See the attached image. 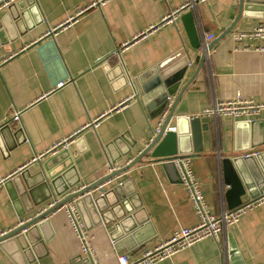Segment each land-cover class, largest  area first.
<instances>
[{
	"label": "crops",
	"instance_id": "1",
	"mask_svg": "<svg viewBox=\"0 0 264 264\" xmlns=\"http://www.w3.org/2000/svg\"><path fill=\"white\" fill-rule=\"evenodd\" d=\"M190 1L11 0L0 9V127L19 114V121L0 129V234L106 175L110 157L128 149L129 154L117 161L121 166L149 144L158 110L144 107L135 80L153 67L171 75L188 61L173 100L197 71L175 116L199 115L235 95L264 104V51L235 48L232 40L234 32L249 31L264 17H241L231 28L237 0H194L190 11L201 44L195 50L180 21L182 13L172 23L163 20ZM204 42L212 46L197 70ZM198 120L204 126L201 151L189 160L209 211H228L224 195L229 186L223 182L220 159L235 153L260 152V161L244 165L248 189L240 196L241 205L260 198L264 110L252 124L227 118ZM168 125L175 128L173 120ZM74 133L73 141L53 153L55 145ZM62 152L66 155L57 160L63 164L70 155L74 169L56 187L60 191L68 183L75 186L54 198L40 164ZM141 161L103 186L110 190L124 183V200L111 193L96 207L84 201L85 196L66 204L74 207L98 264H119L121 255L139 259L179 228L198 223L182 184L170 182L151 158ZM18 172L27 187L30 213L24 211L13 185H3ZM89 194L98 196L97 191ZM37 228L19 242L14 238L1 243L0 264H88L79 253L65 208ZM229 236L244 264H264V203L247 210L217 240L204 239L155 264H226ZM22 245L27 250L22 251Z\"/></svg>",
	"mask_w": 264,
	"mask_h": 264
},
{
	"label": "water",
	"instance_id": "2",
	"mask_svg": "<svg viewBox=\"0 0 264 264\" xmlns=\"http://www.w3.org/2000/svg\"><path fill=\"white\" fill-rule=\"evenodd\" d=\"M260 11H264V1L237 0V15L231 28L241 17H264V13ZM180 21L182 23L184 32L191 48L195 50L199 49L201 47V44L195 25L194 13L190 10L182 12V14L180 15ZM50 35L51 34H48L47 36ZM211 46L212 44H209L204 50L199 60L197 70L200 69L203 60L205 59L206 52L210 50ZM99 62H102V60H100ZM187 62L188 61L185 60L183 62V65H181V67H179L177 71L171 75H168V73H165V71L163 70H159L160 67H153L146 73L139 75L135 80V89L137 90L140 101L148 110L156 106L158 110V114L156 117H159L162 110L164 109L166 105V98L172 97L174 94H176V88H178V84L186 70L185 66L187 65ZM195 75H193L191 79L177 93L175 100H173L168 110L167 116L160 128L159 133L153 137L152 141L142 151H140L128 165L116 168L112 172L100 177L90 185L83 186L70 193L67 197L56 200L55 203L45 211H36L33 217H30L26 221L20 222L12 230L6 233H1L0 244L8 240H13L14 238V240L19 242L20 239H23L24 237H27V235H29V233L31 232L30 230L38 229L37 226L48 216H50L72 200L83 198L85 196L84 201L86 200L93 206H99L100 201L111 193H113L119 201L124 200V197H122L120 193V190L125 187L124 183L120 182L110 190L102 188L101 186H103L105 183H110L115 177L125 173L133 166L140 164L142 162L141 160L144 157H149L152 159V162H154L155 164H159L170 182L181 184L180 177L174 164L172 163V160L181 157L189 158L193 156V153L195 154V152L198 153L201 151L200 129L204 128V126H199V120L197 118L190 119L187 116H175L174 112L178 101L180 100L187 87L194 80ZM172 120L174 122L175 132L165 131L166 126ZM254 121L249 123L252 124L254 123ZM8 127V122H6L0 127V129L4 130ZM124 138V135L120 137V139ZM120 139L118 138L117 140ZM64 152L50 157L47 161H45V163L40 164V169L42 175L44 176L43 180L45 184L50 188L54 198L62 195L64 192H67L70 189H73L75 186V183H68V185L63 186L60 191L56 187L59 182L61 184L62 181H64L63 178H65V174L71 172L74 169L72 165L73 158L70 155V157L65 156L68 160L63 164H61L62 161L57 160L61 156L66 155V153ZM129 152L130 151L127 149V151L119 153L115 158L110 157V164L112 166H116L117 161L119 162V160L128 155ZM251 152L252 151L244 152L242 153L243 155L235 153L234 155L224 156L220 159L223 182L224 184L229 186V190H227L224 195L228 211H232L242 206L240 196H242L245 190L248 189V185L244 181V177L242 176V174L245 172L244 165L251 163L250 161H254V159H259L260 161V157H262L260 155V152L258 151V154L256 156L248 155L244 157V155ZM38 163H40L39 160ZM21 176V172H18L5 180L3 185H8L9 183L13 185L18 200L25 209L24 211L30 213L33 209L32 206L27 203V187L22 186V183L20 182ZM93 191H97L98 196L89 194ZM27 247V245H22L20 249H22V251H25L27 250ZM226 257V264H244L238 252L236 244L230 236L228 239ZM28 260L29 261L27 263L33 262L32 258Z\"/></svg>",
	"mask_w": 264,
	"mask_h": 264
},
{
	"label": "built area",
	"instance_id": "3",
	"mask_svg": "<svg viewBox=\"0 0 264 264\" xmlns=\"http://www.w3.org/2000/svg\"><path fill=\"white\" fill-rule=\"evenodd\" d=\"M10 1L11 0H0V9L2 7L8 6V4H10ZM193 3L194 0H191L190 2L182 6L181 9L168 15L163 20L172 23L173 21H175V17H177L180 13L190 10ZM80 13L81 11H78L77 15H79ZM68 21H66V23L61 26H65ZM48 34H50V32ZM210 39L211 37H206V40ZM232 40L235 48L241 47L246 50L251 48L255 51H264V22L257 23L249 31L234 32L232 34ZM202 48L204 50L206 49L205 42ZM116 53L120 54V50H117ZM172 102V97L166 98V105L162 110L160 116L155 120L154 126L151 129L152 135L149 139V143L152 141L153 137L159 133ZM263 110L264 104H258L253 102L252 100L245 99L240 95H235L231 99L221 100L214 103L211 107L204 109L199 115L190 117V119H199V117H211L227 118L234 121L252 122L259 117L260 113ZM17 121H19L18 113L14 114L11 120L8 121V126H12L13 123ZM165 131L175 132V128L167 125ZM76 135L77 133H74L68 139H65L62 143L55 145L52 149L53 153L56 152L60 147H65L66 145H68L67 143L73 141V138ZM257 154V151H252L251 153L244 155V157L248 155L256 156ZM130 161L131 160H126V162L121 166L128 165ZM172 163L177 170L182 186L186 190L188 199L195 213L197 214V225L191 228H179L172 234V236L168 240L160 243L152 250H146L145 252H143L142 256L139 259H136L134 261H130L126 255H121L118 257L119 264H155L157 262L171 258L178 252L191 247L192 245L204 239L211 238L213 240H217L227 228L238 223L242 215H244L247 210H251L256 206L264 203L263 190V195L260 198L246 205H242L241 207L236 208L232 211L223 212L220 215H214L209 211L208 205L204 200L200 184L196 180L192 172L189 158H175L174 160H172ZM121 166H119L118 164L116 166H112L110 163H108V173L112 172L116 168H120ZM107 184L109 183H105L103 186ZM103 186L101 187L103 188ZM55 201L56 200H54L53 203L48 206V208L51 207L55 203ZM65 206L66 205H64L60 209L65 208L68 214V224L76 234V238L79 242L80 255L85 258L88 264H98L96 259H94V257L92 256L87 236L85 234H82L81 232L80 227L82 225L76 218L77 214L74 207ZM45 210L46 209H44L43 211ZM74 213L76 216L74 215Z\"/></svg>",
	"mask_w": 264,
	"mask_h": 264
}]
</instances>
